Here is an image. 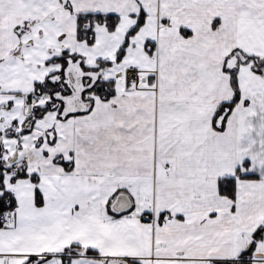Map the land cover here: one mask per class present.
I'll return each instance as SVG.
<instances>
[{"label":"snow or ice","instance_id":"1","mask_svg":"<svg viewBox=\"0 0 264 264\" xmlns=\"http://www.w3.org/2000/svg\"><path fill=\"white\" fill-rule=\"evenodd\" d=\"M0 264H264V0H0Z\"/></svg>","mask_w":264,"mask_h":264}]
</instances>
